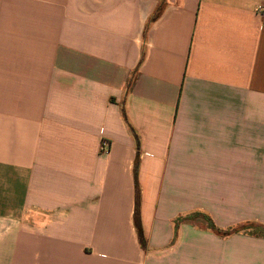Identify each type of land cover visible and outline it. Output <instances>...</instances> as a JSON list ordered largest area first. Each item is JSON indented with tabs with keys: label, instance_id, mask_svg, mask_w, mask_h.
<instances>
[{
	"label": "crops",
	"instance_id": "crops-1",
	"mask_svg": "<svg viewBox=\"0 0 264 264\" xmlns=\"http://www.w3.org/2000/svg\"><path fill=\"white\" fill-rule=\"evenodd\" d=\"M259 6L0 0V264H264Z\"/></svg>",
	"mask_w": 264,
	"mask_h": 264
},
{
	"label": "trees",
	"instance_id": "trees-1",
	"mask_svg": "<svg viewBox=\"0 0 264 264\" xmlns=\"http://www.w3.org/2000/svg\"><path fill=\"white\" fill-rule=\"evenodd\" d=\"M207 222H208L209 227L212 228V229H214L213 224H212L209 220H207ZM135 223H136V229H137V232H138V235H139V240H140V242H141V244H142L143 238H142V235H141L140 225H139V221H138L137 218H136ZM256 230H257V231H262L261 229H258V228H257V229L255 228V231H256Z\"/></svg>",
	"mask_w": 264,
	"mask_h": 264
},
{
	"label": "built area",
	"instance_id": "built-area-1",
	"mask_svg": "<svg viewBox=\"0 0 264 264\" xmlns=\"http://www.w3.org/2000/svg\"><path fill=\"white\" fill-rule=\"evenodd\" d=\"M257 11H258V12L261 11V13L264 14V8H262L261 6L257 7ZM102 148H103V150H104V149L106 150V149H107V144L103 142V144H102Z\"/></svg>",
	"mask_w": 264,
	"mask_h": 264
}]
</instances>
